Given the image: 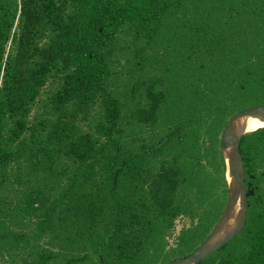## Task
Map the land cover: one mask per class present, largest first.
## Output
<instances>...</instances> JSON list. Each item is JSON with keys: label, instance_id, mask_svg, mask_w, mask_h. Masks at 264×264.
<instances>
[{"label": "trees", "instance_id": "obj_1", "mask_svg": "<svg viewBox=\"0 0 264 264\" xmlns=\"http://www.w3.org/2000/svg\"><path fill=\"white\" fill-rule=\"evenodd\" d=\"M259 104L264 0H0V264L187 255L228 197L223 128ZM196 264H264V216Z\"/></svg>", "mask_w": 264, "mask_h": 264}, {"label": "water", "instance_id": "obj_2", "mask_svg": "<svg viewBox=\"0 0 264 264\" xmlns=\"http://www.w3.org/2000/svg\"><path fill=\"white\" fill-rule=\"evenodd\" d=\"M246 116L264 122V104L248 106L232 114L223 128L220 149L225 160L228 197L221 214L207 236L191 252L185 256H176L165 264H196L228 243L244 228L248 199L239 146L241 137L246 133L240 127V120Z\"/></svg>", "mask_w": 264, "mask_h": 264}, {"label": "flooded vegetation", "instance_id": "obj_3", "mask_svg": "<svg viewBox=\"0 0 264 264\" xmlns=\"http://www.w3.org/2000/svg\"><path fill=\"white\" fill-rule=\"evenodd\" d=\"M260 130H264V126L245 134L257 133ZM253 138L254 137L250 135L246 140V145H244V174L248 199L247 218H252L254 215L260 213L264 216V145L260 148H254L252 146V143L254 142Z\"/></svg>", "mask_w": 264, "mask_h": 264}, {"label": "bare ground", "instance_id": "obj_4", "mask_svg": "<svg viewBox=\"0 0 264 264\" xmlns=\"http://www.w3.org/2000/svg\"><path fill=\"white\" fill-rule=\"evenodd\" d=\"M263 126H264V122L260 121L256 117L246 116L241 118L240 120V127L246 132L255 130Z\"/></svg>", "mask_w": 264, "mask_h": 264}, {"label": "rangeland", "instance_id": "obj_5", "mask_svg": "<svg viewBox=\"0 0 264 264\" xmlns=\"http://www.w3.org/2000/svg\"><path fill=\"white\" fill-rule=\"evenodd\" d=\"M49 86H47L48 88ZM247 133V132H246ZM226 203V202H225ZM225 205V204H224ZM223 210V209H222ZM190 224H189V220L187 219V217L185 216H182V217H179L176 221H175V227H174V230H173V234L169 240V243L171 245H174L175 244V237L176 235L179 233V231L183 228V227H188Z\"/></svg>", "mask_w": 264, "mask_h": 264}]
</instances>
